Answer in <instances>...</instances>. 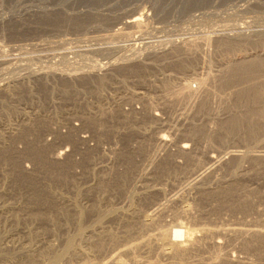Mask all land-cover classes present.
Here are the masks:
<instances>
[{
  "label": "rangeland",
  "instance_id": "1",
  "mask_svg": "<svg viewBox=\"0 0 264 264\" xmlns=\"http://www.w3.org/2000/svg\"><path fill=\"white\" fill-rule=\"evenodd\" d=\"M140 15L145 25L139 28L144 29L145 40L152 44L150 65L141 68L150 77L147 92L151 112L160 116L153 118L160 120L157 118L148 125L139 124L133 117V123H137L132 126L133 135L125 129L127 125L114 128V118L108 133H104L105 128L97 133L85 132L89 137L87 146L69 159L70 172L80 174L84 169L80 163L82 155L87 151L94 153L89 175L83 179L70 174L63 162L60 164L62 172L72 176L75 182L93 183L90 175L108 174L102 172L108 169L113 171L112 178L105 175L96 180L102 183L94 188L99 191L84 195L77 193L75 182L65 186L71 178L50 174L60 165L49 163L48 157L64 159V155L58 157L56 153L66 145L62 133L55 139V133L51 132L53 118L47 121L40 135V143L49 150L48 156L42 150L37 156L35 173L39 179L26 180L17 168L15 173L5 175L9 166L6 163L14 161V156L9 149V158L4 159L2 133L16 151L22 152L26 141L16 136L12 139L11 135L24 117H35L33 71L37 51L47 60L48 54L55 52L48 45L56 49L66 44L50 40L90 37L100 29L124 27V20ZM190 63L193 66L186 67ZM251 63H260L254 74L245 70ZM183 78L194 82L195 94L185 92L172 106L170 99L175 95L171 91L182 85ZM165 82L171 85L167 89ZM176 82H181L180 86ZM5 85L21 87L23 94L17 92L11 100L2 96L5 92L0 90V107L9 100H20L9 104L7 123L5 117H0V264H24L21 256L28 250L46 248L61 253L69 240L80 254L72 259L60 258L55 264H101L108 259L111 262L114 257L122 258L127 264H264V0H0V87ZM251 86L259 87L255 102L245 98ZM26 87L30 91H24ZM164 91L169 93L166 105L162 103ZM88 100H93V96L88 95ZM57 102H62L61 97ZM47 103L46 97L40 98L38 104L44 106L40 109L42 116L47 113L44 112ZM254 103L260 115L259 124L250 130L228 132L227 121L238 120L247 105ZM66 107L70 111L73 104L68 102ZM68 115L66 121L74 114ZM56 117L60 121L59 115ZM162 134L167 135L165 140L160 139ZM49 136H53L57 145ZM32 137L33 134L29 136ZM183 143L189 145L185 150L193 158L183 160L179 148ZM140 145L145 148L143 156L136 153ZM123 149L134 151V157L130 153V162L119 159ZM213 154L215 158L211 157ZM22 156V169H35L34 160L32 163ZM195 158L200 160L197 166ZM178 160L182 163L176 165ZM124 174L129 176L122 181ZM19 176L24 179L23 194L17 193L14 181ZM30 183H36L38 190H52L49 201L39 195L32 197L28 193ZM104 183L112 186L111 191L102 187ZM124 188L139 193L121 194ZM147 190L153 191L152 194L144 195L143 191ZM187 204L191 214L184 212ZM53 205L56 208L59 205V210L53 211ZM80 217L83 221L79 226L76 223ZM126 219L131 221L130 227H126ZM178 219L186 220L195 229L199 242L191 257L194 260H160L154 246L168 242L172 224ZM149 239L150 248L144 242ZM214 240L220 243L217 245L218 241Z\"/></svg>",
  "mask_w": 264,
  "mask_h": 264
},
{
  "label": "bare ground",
  "instance_id": "2",
  "mask_svg": "<svg viewBox=\"0 0 264 264\" xmlns=\"http://www.w3.org/2000/svg\"><path fill=\"white\" fill-rule=\"evenodd\" d=\"M124 24H126L127 26H131V27H138L140 25H145V21L143 19V15H140L139 17H136L134 19H131V20H124L123 21ZM115 28V27H114ZM141 28V27H140ZM79 38V37H78ZM152 45V44H151ZM149 44V47L151 46ZM180 65L179 63L177 64V66ZM191 65L193 66L192 63L186 65V67H191ZM260 63H251L249 64L247 67H246V72L247 73H251V74H254L255 72H257L260 68ZM142 67H145L143 65H138V64H135V65H130V66H125V67H122V68H118L116 69L115 71L116 72H119V74H124V75H127L129 76L131 79L130 81L132 83H142L144 82L145 80H147L149 78V75H146L147 73L145 72V68H141ZM135 69H139V71H136ZM87 71L89 72L90 70L87 69ZM246 73V74H247ZM249 74H247L248 76ZM62 76V75H61ZM254 76V75H253ZM49 77V75H48ZM113 77V73H109V74H105V75H102V76H91L90 74L88 75H83L81 77H76V78H68L67 76H62L61 77V80H60V84H58V87L55 86V83L53 82V77H49L51 79V85H47L42 81L43 78L41 77H37L35 78V87L33 88L35 90V94H36V98H37V101L39 103L40 101V98H44L46 96V94H50V97L51 96H59L61 97L62 101L63 100H72V101H75L77 95L80 93L79 91L80 90H83L82 92L84 94H93L94 97H95V101L93 102H86V103H82L80 104V108H82L83 112H84V115H83V125L90 128L91 130H93L94 132H101V130L103 128V131L104 133H108L107 131L111 130L110 126H112V119L114 118V128L115 127H119L121 125H127V127H125V129L128 130L129 133H131L133 135V117H135V114L138 113L139 114V111L136 112V111H130V112H124V111H121L120 110V107L118 105L117 102V99L119 98V96H114L111 100L109 101H105L103 100L102 96L100 93H102V91L104 90L105 86L106 85H109V84H113V83H116L117 86L120 88V90H123L124 93L126 94H129L132 96V93L130 92H133L132 90L128 89L126 87V82L124 79H119V80H114L112 79ZM133 78V79H132ZM243 78V77H242ZM183 83L182 85L180 86L181 82H176L177 86L179 85L180 87H177L175 84L173 87H177V88H173L174 90L171 91L172 94H174L175 96L170 99V102H171V105L172 106H175L179 101H180V97H182L181 95H184L185 92H189L191 94H195V89L194 87H192L191 85V82L188 78H183ZM186 82V83H185ZM203 82V81H202ZM194 83V82H193ZM166 89L169 88L171 85L170 83L168 82H165L164 83ZM78 86H80V89L78 88ZM253 87V86H251ZM183 88H187L186 90H184ZM259 87H253V88H250L248 89L249 91L246 93V96L245 98L248 100H251L252 102H255L257 101V98L259 97L258 93H259ZM3 90L2 92H5L4 94L5 95H2L4 97H6L7 99H11L13 100L15 98V94L17 92H20L23 94L22 92V89L21 87L17 88V87H9L8 85H5L3 87H0V90ZM200 89V88H199ZM24 91H30V87L29 89L26 87L24 88ZM129 91V92H128ZM26 93V92H25ZM166 93V92H165ZM168 94L169 93H166V98H165V101H164V105H166V101L168 100ZM242 95V94H241ZM21 94H17V97H20ZM180 96V97H179ZM245 99V100H246ZM11 100H9L8 103H5L3 105V107H0V117L3 118L5 117V122L7 123L8 122V118L6 117V114L8 112H10V105L9 104H12V102H17V101H20L18 99L14 100L11 102ZM53 106H54V103H53ZM44 106H41L40 104H38V108H37V111L35 112V117L34 119L30 116H26L24 117L16 126V133L11 135V138L13 139L15 136L19 139H22L24 141H26V148H24L25 150L22 151V152H18L14 149V147L12 145H10V139L8 140L6 138V136L2 133V136H1V148H2V152H3V155H4V159H8V153H9V149H10V153L12 152L13 153V159L14 161H10L9 163H6L7 165L9 164L8 167H6L5 169V175H7V173H12L14 172L15 168H17L18 170L16 171H19L23 174V176H25V179L26 180H33V179H39V178H36V173L35 171L37 170L38 168V165H37V156L38 154L40 153V151H45V153L47 154L48 156V150H49V147L46 146V145H42L40 143V135H41V132L44 128V126L46 125L47 121L51 120L52 118H55L56 115H59V114H62L64 111H63V108L62 106L60 105V107L57 109V108H50L49 106V103L45 104V110L44 112H47L45 113V116H42L40 114V109H42ZM141 113V117H142V120H140V122H145V115L144 114H147L148 115V123L151 124V122H153L154 120H156L157 118L154 117L153 118V114L151 112V101L149 102H143V109L142 111L140 112ZM152 116V117H151ZM259 112L257 110V108L255 107V103L253 105H247V109L245 111V113L238 119V120H229L227 121V123L229 122V124L226 126V130L228 132H232V131H235V130H239V129H247V130H250L253 126H256L259 124ZM57 118V117H56ZM226 125V123H225ZM223 125V127L225 126ZM85 126V128L89 131V129ZM195 127V126H194ZM200 127V126H199ZM193 128V127H192ZM191 128V129H192ZM137 129V128H136ZM195 129V128H194ZM193 130V129H192ZM190 132V131H188ZM33 134V137L32 139L29 138L30 135ZM57 135H58V132L55 133V139L57 138ZM197 135V133L195 132V136ZM165 134H162L160 136V139L161 140H165ZM193 136V135H192ZM227 136V135H226ZM65 140L67 141H70L69 137L66 136L65 137ZM4 144L7 145V147L5 146L4 147ZM189 145H187L186 143H183L182 145H180L179 148H181V153H182V158L184 157H191L189 152L186 151L185 149H188ZM140 149H138L136 151V153H139L140 155H145V148H143V145H140ZM234 151V150H233ZM240 151V150H239ZM262 151V150H261ZM79 153L80 152L76 149L72 150L70 153H68L64 159L60 160V159H57L56 157H53V158H50L48 157L49 159V163L51 164H65L67 165V168H68V172L72 175H74L77 179H83L85 177H87L89 175V169H90V163L94 157V153L92 154V152L90 151H87L85 152L83 155H82V160L80 161L81 165L83 166V172L80 173V174H74L72 172H70V164H72L69 159H70V156L71 155H74L75 153ZM230 152V151H229ZM232 152V151H231ZM230 152V153H231ZM1 153V152H0ZM130 153H132L133 157L135 156L134 155V151L132 150H128V149H123V151L120 153L121 156H119V159L121 161H123L121 159V157L124 159V161H128L130 162L132 160V155L130 156ZM228 153V152H227ZM234 154V153H233ZM238 154V153H236ZM23 155V156H22ZM22 157H28L32 163H33V160L35 162V169H32L30 171H26V170H23L21 165H20V158ZM126 156H129L130 158L129 159H126ZM212 158L214 157L215 158V155L213 154L211 156ZM186 158V159H187ZM193 158V157H191ZM71 160V159H70ZM161 160V159H160ZM185 160V158L183 159ZM182 160H178V161H175L176 165L178 163H180ZM215 161V160H214ZM58 162V163H57ZM63 162V163H61ZM188 162V161H187ZM191 162V161H190ZM193 162V161H192ZM191 162V163H192ZM197 162L196 166L198 165V163L200 162V160L198 158H195V163ZM212 162V161H211ZM219 162V160H218ZM121 163V162H120ZM182 163V162H181ZM189 163V162H188ZM263 163V162H262ZM2 164H5V162L3 161ZM5 164V166H6ZM124 165V164H123ZM127 165V163H126ZM134 165H135V162H134ZM254 165V164H253ZM258 165V164H257ZM61 166V165H60ZM59 168H53V172H51L50 174L53 176V177H57V178H63V179H70L71 182L69 183H66L63 184L65 186L67 185H72L75 181H74V178L72 176H68V175H65V173L62 172V168L63 166H61ZM125 167V166H124ZM135 167V166H134ZM49 168H51L49 166ZM127 168V166H126ZM202 169V168H201ZM52 170V169H51ZM194 170V169H193ZM108 174H103V173H96L95 175H90L91 179L94 180L93 183H87L85 184V181L83 180H76L79 181L78 183H74V186L75 188H77L78 190V194H84V195H91V194H88V193H94V191H99L97 189H94V188H99L101 187V182H98L96 180H100L101 178H103L105 175H108V177H111L112 178V173L113 171L111 172V169H108V170H103L102 172H106ZM115 171H118V170H115ZM134 172V171H133ZM15 173V172H14ZM118 173V172H117ZM17 174V173H16ZM119 174V173H118ZM117 175V174H116ZM115 175V176H116ZM134 175V174H133ZM129 176L128 174H124L122 175V177L120 178V180L123 181V178L124 179H127L125 177ZM8 178V177H6ZM133 179L134 176H133ZM132 179V180H133ZM161 179V178H160ZM236 179V178H235ZM24 180V179H23ZM23 180L21 179V177H17L15 181V183L18 185H16L17 189H18V192L19 194H23V191H22V182ZM159 180V179H158ZM118 182H121L119 180H117ZM153 183V182H152ZM157 184V182H156ZM160 184V183H159ZM107 184H103L102 187H107L108 190L106 191H111L109 188H111L112 186L109 185V186H106ZM162 185V184H161ZM35 186L36 183H30V191L28 192L30 195L35 196V195H39L40 198L44 199L46 198V200H48L49 196L52 195L53 191L48 189V188H43V189H35ZM62 185H60L61 187ZM153 186V185H152ZM151 186V187H152ZM235 186V185H234ZM64 187V186H62ZM163 187V186H162ZM161 187V188H162ZM126 188V187H125ZM124 188V191L121 192V194H136V193H139L137 190H133V188H128V189H125ZM155 188V187H154ZM160 188V187H159ZM160 188V189H161ZM164 188V187H163ZM102 189V188H101ZM105 189V188H103ZM157 189V188H155ZM58 190V189H57ZM164 190V189H163ZM21 191V193H20ZM142 191V190H141ZM166 191V189L164 190ZM153 192V191H152ZM151 191H143L144 195H147V194H152ZM230 192V191H229ZM141 193V192H140ZM165 194V192H163ZM161 194V193H160ZM183 194V193H182ZM42 196V197H41ZM233 196V195H232ZM36 199V197H34ZM59 198V197H58ZM49 201V200H48ZM245 201V200H244ZM249 202V201H248ZM26 203V202H25ZM47 203V202H46ZM66 204V203H65ZM65 204L64 207H65ZM67 205V204H66ZM245 205V204H244ZM248 205V204H247ZM57 206V205H56ZM69 206V205H68ZM67 206V208L69 209V207ZM62 207V206H61ZM66 208V209H67ZM191 207L187 206L184 207V212L186 213H189L191 210H190ZM53 211L54 209L55 210H59V205L58 207H54L53 205V208H51ZM61 210L63 209H60V212ZM183 210V209H182ZM65 211V210H64ZM56 212V211H55ZM67 212V210H66ZM65 212V213H66ZM69 212V210H68ZM67 212V213H68ZM182 212V211H181ZM183 212V213H184ZM63 213V212H62ZM37 214V213H36ZM64 214V213H63ZM70 215V213H68ZM191 214V212L189 213ZM66 215V214H65ZM184 215V214H182ZM187 215V214H186ZM64 216V215H63ZM67 216V215H66ZM75 216V214H74ZM113 216V215H112ZM185 216V215H184ZM188 216V215H187ZM69 219L71 220V217L68 216ZM68 217L64 218V219H68ZM104 217V216H102ZM101 217V219H102ZM153 217V216H152ZM186 217V216H185ZM184 217V218H185ZM33 218V217H32ZM47 218V217H46ZM62 218V217H61ZM74 218V217H73ZM82 217L79 218V220L77 221L76 225H82V223L80 222L82 219ZM187 218V217H186ZM185 218V219H186ZM56 220V218H54ZM131 219V218H130ZM188 219V218H187ZM58 220V219H57ZM73 220V219H72ZM100 221V218L98 219ZM133 220V219H132ZM190 220H192V218H190ZM7 221V220H6ZM76 221V220H75ZM83 221V220H82ZM186 221V220H185ZM185 221L183 222L182 220L178 221L175 223V224H172V229H173V232H172V235H171V238L168 240V242H165L163 245L159 244L160 246H154V250H157L156 254H158V256L160 257V260L161 258L163 259H171V258H177L178 260H182V259H185V258H191L192 257V254L194 253L195 251V244H197L199 242L198 238L195 237V229L194 228H191L189 225H187V223H185ZM131 222L130 220H127L126 219V227H130L132 224L129 223ZM149 222V221H148ZM147 222V223H148ZM59 223V221H58ZM101 223V222H100ZM146 223V224H147ZM62 224V223H61ZM60 224V225H61ZM145 224V223H144ZM145 224V225H146ZM102 225V224H101ZM162 227V226H161ZM25 228V227H24ZM80 228V227H79ZM79 230V229H78ZM249 230V229H247ZM252 230V229H250ZM100 231V230H99ZM255 231V230H254ZM110 232V231H109ZM168 233V232H167ZM204 233V232H203ZM245 233V232H244ZM257 233V232H256ZM254 234V233H253ZM257 235V234H256ZM261 235V233H260ZM72 236V235H71ZM75 236V234H74ZM81 236V235H80ZM114 236V235H113ZM111 236L112 240H114L116 238V236ZM259 238V234L257 235ZM264 236V235H262ZM166 237H169V236H166ZM255 237V236H254ZM102 238V236H101ZM181 238H183L184 240H182ZM197 238V239H196ZM263 238V237H262ZM71 239V238H70ZM74 239V238H73ZM72 239V240H73ZM96 239V238H95ZM117 239V238H116ZM76 240V239H75ZM99 240V239H98ZM141 240V239H140ZM242 240V239H241ZM261 240V239H260ZM260 240L258 239V241L260 242ZM91 241V240H90ZM96 241V240H95ZM115 241V240H114ZM117 241V240H116ZM115 241V242H116ZM152 240H147V241H144V242H147L145 244V246L149 247L152 245L151 242ZM157 241V240H156ZM218 241V243H215V244H219L220 243V240H216ZM215 240L213 242H216ZM262 241L264 242V238L262 239ZM261 241V242H262ZM92 242V241H91ZM143 242V243H144ZM262 242V243H263ZM73 243L71 240H69L64 248V250L61 252V253H57L55 251V253H52V249H44V250H39V251H32V250H28L27 254L24 255V256H21L23 259V262L24 264H46V262L48 263H54L56 262L57 260H60V258H67V259H72L73 257H77L78 254V249H76L74 246H73ZM97 243V242H95ZM102 243V242H101ZM125 243V242H124ZM137 243V242H136ZM90 244V243H89ZM98 244V243H97ZM141 244V243H140ZM94 245V243L92 244ZM96 245V244H95ZM123 245V244H122ZM130 245V244H129ZM143 245V244H142ZM52 246V245H51ZM101 246V245H100ZM112 246V245H111ZM96 247V246H95ZM124 247V246H123ZM103 248V247H102ZM87 249V248H86ZM153 249V248H152ZM99 250V248H98ZM132 250V249H131ZM134 250V249H133ZM150 250V249H149ZM123 251V250H122ZM146 251V250H145ZM153 251V250H152ZM78 253V254H77ZM87 253V252H86ZM77 254V255H76ZM82 254V253H81ZM100 254V253H99ZM84 255V254H83ZM85 256V255H84ZM117 256V255H115ZM114 257V256H113ZM194 258V257H193ZM193 258H191L192 260H194ZM75 259V258H74ZM91 259V258H90ZM88 259V260H90ZM113 259V258H112ZM134 259V258H133ZM162 259V260H163ZM172 259V260H173ZM190 259V260H191ZM16 260V259H15ZM111 260V258H110ZM175 260V259H174ZM176 260V261H178ZM189 260V261H190ZM238 260V259H237ZM69 261V260H68ZM77 261V260H76ZM92 261V260H90ZM99 261V260H98ZM154 261V260H153ZM152 261V262H153ZM186 261V260H185ZM245 261V260H244ZM254 261V260H253ZM85 262V261H84ZM148 262V261H147ZM164 262V261H163ZM162 262V263H163ZM183 262V261H182ZM62 263V262H61ZM99 263V262H98ZM157 263V262H156ZM55 264V263H54ZM83 264H94V262L92 263H89V262H85ZM101 264H127L122 258H117V257H114L113 260H111V262L106 260V261H103V263ZM153 264V263H152ZM161 264V263H160ZM171 264V263H170ZM175 264V262H174ZM181 264V263H180ZM191 264V263H190Z\"/></svg>",
  "mask_w": 264,
  "mask_h": 264
},
{
  "label": "built area",
  "instance_id": "3",
  "mask_svg": "<svg viewBox=\"0 0 264 264\" xmlns=\"http://www.w3.org/2000/svg\"><path fill=\"white\" fill-rule=\"evenodd\" d=\"M124 24V23H122ZM118 25L114 29H100L95 31L90 37H65L58 38L55 41L58 43L65 42V46H60L56 49L55 46L50 47L47 46L48 49L54 50L55 52L48 54L47 60H43V57L39 51L36 54V64L33 71V78L35 82V78L41 77L43 78L44 83H48L51 85V79L49 77H53V82L58 83L61 80L62 76H67L68 78H76L81 77L83 75L90 74L91 76H102L105 74L113 73L112 79L119 80L124 79L126 82V87L132 90V96L129 94H125L123 90L117 86L116 83L106 85L104 90L102 91L101 96L103 100L106 102L111 100L114 96H119L117 102L120 110L124 112L130 111H139V114H135V120H142L141 111L143 109V102H149V90H150V77L142 83H132L130 81V77L124 74H119L115 70L118 68H122L130 65H143L146 68L150 65V57L149 54V44L144 38V29L138 27H131ZM94 41V43H92ZM96 41V43H95ZM49 44V43H48ZM84 63V64H82ZM87 69L90 71L88 72ZM49 75V77H48ZM62 75V76H61ZM133 79V78H132ZM47 84V85H48ZM192 87H194V83H191ZM80 89V86H78ZM80 90L77 95L75 101L72 100H63L61 103L57 102V96H51L50 94H46V99L49 103L50 108H59L60 105L63 108V115L59 114L60 121L55 118L51 121L50 129L52 133H62L64 137L68 136L70 141H65V147L61 150L57 151L56 155L60 157L64 155V157L70 153L72 150L76 148V150L87 146V142L89 140L88 134L85 133L88 130L83 125V115L84 112L82 108H80V104L86 102L95 101V97L93 94H84ZM148 91V92H147ZM160 91V90H159ZM129 92V91H128ZM164 99L162 101L164 105V101L166 98L165 91L162 92ZM88 95L93 96V100H88ZM34 97H36L34 95ZM34 100V111H37L38 103ZM70 102L73 104L77 110L73 109L70 111H66V104ZM54 103V106H53ZM68 114H74L68 121L66 119L69 117ZM145 115V122L143 124L148 123V115ZM158 116L157 114H155ZM154 115V116H155ZM160 117V116H158ZM157 117V118H158ZM160 120V118H158ZM144 121V120H142ZM140 122L139 124H141ZM135 126L137 123H133ZM148 125H150L148 123ZM143 126V125H142ZM87 127V126H86ZM88 128V127H87ZM88 132H92L90 128H88ZM49 140L55 143L53 136H49ZM69 142V143H66ZM58 146L57 148H59ZM71 147V150L69 149ZM68 151V152H63Z\"/></svg>",
  "mask_w": 264,
  "mask_h": 264
}]
</instances>
